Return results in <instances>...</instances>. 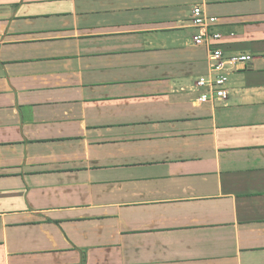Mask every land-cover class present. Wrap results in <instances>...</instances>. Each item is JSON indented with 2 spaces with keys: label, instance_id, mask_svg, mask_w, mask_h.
I'll list each match as a JSON object with an SVG mask.
<instances>
[{
  "label": "crops",
  "instance_id": "1",
  "mask_svg": "<svg viewBox=\"0 0 264 264\" xmlns=\"http://www.w3.org/2000/svg\"><path fill=\"white\" fill-rule=\"evenodd\" d=\"M0 264H264V0H0Z\"/></svg>",
  "mask_w": 264,
  "mask_h": 264
},
{
  "label": "built area",
  "instance_id": "2",
  "mask_svg": "<svg viewBox=\"0 0 264 264\" xmlns=\"http://www.w3.org/2000/svg\"><path fill=\"white\" fill-rule=\"evenodd\" d=\"M219 19L207 15L201 6H195L190 17V26L195 29L192 43L195 47H203L208 52L209 69L207 75L196 80V87L203 91L198 103L223 104L230 96L229 80L232 74L246 67L253 61L251 55H227L222 49L223 36L215 30Z\"/></svg>",
  "mask_w": 264,
  "mask_h": 264
}]
</instances>
